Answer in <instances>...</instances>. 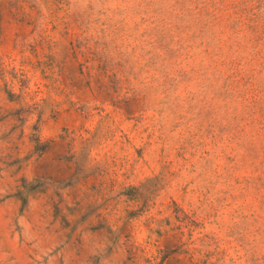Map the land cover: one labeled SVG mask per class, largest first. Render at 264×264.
<instances>
[{
    "label": "rangeland",
    "instance_id": "obj_1",
    "mask_svg": "<svg viewBox=\"0 0 264 264\" xmlns=\"http://www.w3.org/2000/svg\"><path fill=\"white\" fill-rule=\"evenodd\" d=\"M0 264H264V0H0Z\"/></svg>",
    "mask_w": 264,
    "mask_h": 264
}]
</instances>
